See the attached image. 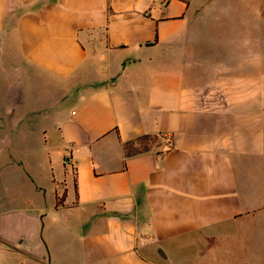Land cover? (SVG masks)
Instances as JSON below:
<instances>
[{
    "label": "crops",
    "instance_id": "0c3cea01",
    "mask_svg": "<svg viewBox=\"0 0 264 264\" xmlns=\"http://www.w3.org/2000/svg\"><path fill=\"white\" fill-rule=\"evenodd\" d=\"M262 246L264 0H0V264Z\"/></svg>",
    "mask_w": 264,
    "mask_h": 264
},
{
    "label": "rangeland",
    "instance_id": "374dc122",
    "mask_svg": "<svg viewBox=\"0 0 264 264\" xmlns=\"http://www.w3.org/2000/svg\"><path fill=\"white\" fill-rule=\"evenodd\" d=\"M50 121H46L43 126L46 128ZM26 143L23 145V148L25 150H22V146H20V149L17 148L16 141H12L13 139L9 138V152L7 154H10L12 158H15V156H21L23 159L29 160V159H35L42 162H47L48 160L56 161L58 158L54 157L53 154H51L50 150H46L43 139L41 138V134L39 133V129L36 128L35 130H32L30 135L25 137ZM43 144V145H42ZM49 154V156L46 155ZM7 157V156H6ZM57 169V168H56ZM251 261L250 264H264V246L260 247L259 250H253L250 254Z\"/></svg>",
    "mask_w": 264,
    "mask_h": 264
}]
</instances>
